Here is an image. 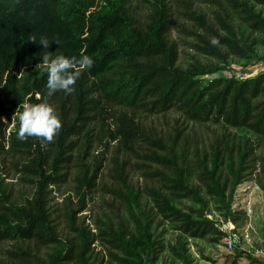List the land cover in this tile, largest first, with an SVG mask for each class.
I'll use <instances>...</instances> for the list:
<instances>
[{"label": "trees", "instance_id": "trees-1", "mask_svg": "<svg viewBox=\"0 0 264 264\" xmlns=\"http://www.w3.org/2000/svg\"><path fill=\"white\" fill-rule=\"evenodd\" d=\"M132 1L0 0V241L23 243L17 250L6 251L10 263L0 264H16V260L20 264H156L157 257L150 255L155 241L151 242L145 225L138 223L134 230H116L108 225L93 233L78 220L97 173H90L77 156L81 148L84 155L87 153L90 133L95 124L105 120L109 106L155 113L176 109L193 121L223 122L264 137V71L246 78L206 81L204 75L214 70L207 71L202 65L179 69L175 47L167 42L171 18L163 0H137L154 6V14L142 23L133 18ZM256 1L264 5V0ZM229 2L253 31L264 32V16L248 0ZM207 29L210 37H202V44L197 45L201 53L220 56L218 43L237 55H246L235 39L220 35L212 27ZM32 36L36 42L30 40ZM41 36L52 41L47 48L39 44ZM44 51L52 52V56L88 55L94 64L81 70L71 94L57 91L48 95L46 66L39 65ZM42 101L53 106L62 120L61 129L51 141L18 139V113L23 103ZM123 120L120 132L126 142L139 129L127 114ZM75 165L81 168L76 177L78 208L59 212L51 207V198L69 180ZM213 173L198 175V181L208 195L224 201L227 189L219 185ZM17 176L35 184L33 195L20 205L11 201L13 195L4 186L5 178ZM186 179L187 171L176 167L175 176L164 184L173 196L204 203L199 187ZM148 192L161 215L181 221L179 228L184 233L193 237L222 234L204 211H198L196 218L187 216L159 190L150 188ZM225 206L230 211L228 204ZM56 217L66 220L70 236L62 237ZM100 242L107 246L106 254L96 252ZM56 244L57 249L47 253L48 262L34 252ZM160 247L188 264L174 245Z\"/></svg>", "mask_w": 264, "mask_h": 264}, {"label": "rangeland", "instance_id": "rangeland-1", "mask_svg": "<svg viewBox=\"0 0 264 264\" xmlns=\"http://www.w3.org/2000/svg\"><path fill=\"white\" fill-rule=\"evenodd\" d=\"M248 2L264 16V5L256 0ZM163 5L171 18L167 42L175 47L179 69L202 65L207 71L214 70L204 75L206 81L216 77L246 78L264 71V32L253 31L229 0H163ZM152 7L133 0L130 11L142 23L154 14ZM207 27L235 39L246 55H237L230 47L218 43L220 56L201 53L197 45L202 44V37H210ZM108 109L105 120L95 124L90 133L87 153L84 155L81 148L77 156L90 173L92 170L97 173L96 183L87 194L86 208L78 215L79 222L83 221L93 233L108 225L116 230L123 227L134 230L138 223L145 225L151 242L155 241L150 255L157 257L156 264H186L168 248L162 250V244L174 245L188 264H264V137L223 122L193 121L176 109L157 113L123 106ZM124 114L139 129L126 142L120 132L125 123ZM176 167L187 171L186 180L199 187L204 203L173 196L167 189L164 183L175 176ZM80 169L79 165L73 166L69 180L54 192L50 201L53 209L60 212L78 208L76 177ZM212 171L219 185L227 189L224 201L219 196L208 195L198 181V175ZM20 177L4 180L6 191L13 195L11 201L18 205L35 190V184ZM150 188L166 195L187 216L196 218L198 211H204L217 228L234 225L239 235L236 246L232 250L228 248L220 228L222 234L212 232L193 237L184 233L179 228L180 220L159 213L148 192ZM247 205H251L250 214L245 212ZM63 220L55 218L61 223L57 229L62 237H68L71 232ZM22 244L20 240L0 241V261L10 263L6 251L17 250ZM58 246L34 252L48 262L47 253ZM96 252L103 255L108 248L100 242ZM17 263L20 264L18 260Z\"/></svg>", "mask_w": 264, "mask_h": 264}, {"label": "clouds", "instance_id": "clouds-1", "mask_svg": "<svg viewBox=\"0 0 264 264\" xmlns=\"http://www.w3.org/2000/svg\"><path fill=\"white\" fill-rule=\"evenodd\" d=\"M30 40L36 42V37L32 36ZM53 41L60 44L59 39ZM51 42L46 36L39 38V44L44 48H47ZM212 42L216 43L217 41L213 38ZM44 53L41 55L42 61L39 65L46 66L48 95L57 91L71 94L74 91V85L81 76V70L91 68L94 64V60L88 55L76 57L59 54L52 56V52L44 51ZM37 95L39 96V94ZM18 121L19 127L16 135L21 140L36 137L42 141H51L62 127V120L53 106L43 101L39 103L24 102L22 110L18 113Z\"/></svg>", "mask_w": 264, "mask_h": 264}, {"label": "built area", "instance_id": "built-area-1", "mask_svg": "<svg viewBox=\"0 0 264 264\" xmlns=\"http://www.w3.org/2000/svg\"><path fill=\"white\" fill-rule=\"evenodd\" d=\"M251 211H252L251 205H247L245 212L247 214H250ZM230 226L231 227L227 226L226 224H223L222 226L219 225V228L223 231L224 235L226 236L228 248L232 250L236 246L239 240V235L234 231V225H230Z\"/></svg>", "mask_w": 264, "mask_h": 264}]
</instances>
